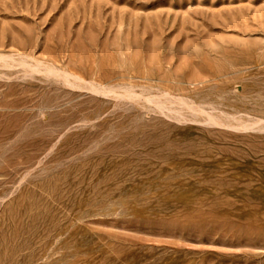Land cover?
<instances>
[{
  "label": "rangeland",
  "instance_id": "obj_1",
  "mask_svg": "<svg viewBox=\"0 0 264 264\" xmlns=\"http://www.w3.org/2000/svg\"><path fill=\"white\" fill-rule=\"evenodd\" d=\"M0 264H264V0H0Z\"/></svg>",
  "mask_w": 264,
  "mask_h": 264
}]
</instances>
